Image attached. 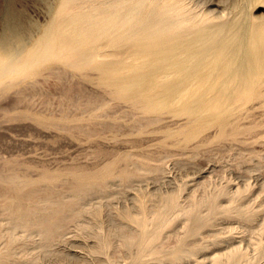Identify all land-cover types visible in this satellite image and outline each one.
<instances>
[{
	"label": "rangeland",
	"instance_id": "obj_1",
	"mask_svg": "<svg viewBox=\"0 0 264 264\" xmlns=\"http://www.w3.org/2000/svg\"><path fill=\"white\" fill-rule=\"evenodd\" d=\"M187 1L196 7L194 11L212 14L220 22L237 16V11L232 10L234 0ZM60 2L0 0V59L8 62L11 57H19L14 61L15 66L18 64V70L0 74V169L6 174L17 166L16 170L28 172L34 178L43 171L62 172L64 177L52 185L51 182L47 184V190H51L53 195H68L72 171L94 172L113 163L117 177L110 181L105 192L98 191L90 197L91 211L99 209L102 219L99 216V219L94 218L91 212L85 213L83 223L86 226L81 229L80 225L79 228L73 223L68 225L64 236L56 237L50 245L45 244L42 236L35 234L28 238L19 235L20 238L11 244L6 237L0 236V251L10 255L9 264H92L94 257L90 253L96 241L93 237L98 226L104 230L119 226L122 211L128 208L135 214L140 210V200L147 208L153 209L167 195L176 196L183 206L189 207L212 194L216 196L215 203L219 209L213 211L211 204H202L201 212L206 223L196 231L186 232L190 223L188 218L177 216L164 231L159 248L166 251L176 249L184 241L189 254L186 264H221L218 262L220 257L228 259L236 251L247 254L248 260H242L239 264H263L264 105L255 103L239 108L235 120V127L239 131L235 139L228 137L223 142L217 140L216 128H210L187 142L183 136L177 138L169 135L170 130L180 129L184 121L181 120L182 115L174 112H165L160 116L145 114L130 101L113 98L108 89L97 83L98 75L94 71L85 75L64 63L49 60L35 65L34 69L40 67L39 73L36 69L35 75L25 78L28 65L25 69L22 62L37 52L52 32L54 20L59 15ZM245 13L250 17L253 27L263 28L264 0L247 1ZM15 71L20 72L16 74ZM17 79L21 81L14 82ZM149 115L161 118L155 120ZM145 156H152V169L134 172V161ZM7 158H14L9 160L11 164L5 162ZM119 174H132L135 177L124 179ZM5 186V183L0 182V192ZM228 191L241 195L232 197L226 194ZM107 224L110 226L107 227ZM121 253L124 255L126 250ZM160 254L165 256L166 252ZM156 260L155 264L171 262L165 260L159 263Z\"/></svg>",
	"mask_w": 264,
	"mask_h": 264
},
{
	"label": "bare ground",
	"instance_id": "obj_2",
	"mask_svg": "<svg viewBox=\"0 0 264 264\" xmlns=\"http://www.w3.org/2000/svg\"><path fill=\"white\" fill-rule=\"evenodd\" d=\"M247 1L234 0L232 10L237 11V16L220 22L212 14L194 11L196 7L187 0H61L52 32L43 41L42 47L38 46L37 52L20 63L25 69L28 65L25 78L35 75V65L49 60L64 63L85 75L94 71L98 75L97 83L108 89L113 98L130 101L134 107L152 116H160L165 112L182 115L180 119L184 121L180 129L170 130L171 137L183 136L188 142L201 136L206 129L216 128L215 139L222 142L228 137L235 139L239 131L235 127L239 108L255 103L264 105V26L259 29L253 27L250 17L245 13ZM17 58L11 57L8 62L0 59V74L18 68L14 62ZM19 72L15 71L16 74ZM160 118L152 117L155 120ZM151 158H135L134 172L151 170ZM9 160L7 158L5 162L9 164ZM114 165L106 164L94 172L72 171L68 195H53L51 190H47V184L51 182L52 185L64 177L62 172L43 171L34 178L28 172L16 170L17 166L6 174L1 172V168L0 182L6 186L0 192V236L6 237L11 244L20 238L19 235L31 237L35 234L42 236L45 244L50 245L56 237H62L68 225L73 223L82 229L86 226L83 223L85 213L91 212L94 218L100 215L99 209L91 211L89 200L94 193L105 192L110 181L117 177ZM119 175L124 179L135 177L132 174ZM226 194L232 197L241 195L229 191ZM216 200L212 194L185 207L178 197L167 195L153 209L147 208L140 200L137 214L131 213L128 208L117 214L121 219L119 226L113 229L109 227L108 230L98 226L94 237L92 232L96 240L92 244V252L88 251L89 248L85 250L93 255L92 264H155V258L159 263L170 260L169 264H186L189 254L184 241L177 244L176 249L166 251L159 248L163 233L173 219L181 215L190 222L186 232L196 231L206 223L201 212L202 204H211V209L216 211ZM99 218L102 219L101 216ZM124 250L126 253L122 255ZM163 251L166 252L165 256L160 254ZM242 260H248L247 254L236 251L228 259L220 257L218 262L239 264ZM9 262L10 255L0 251V264Z\"/></svg>",
	"mask_w": 264,
	"mask_h": 264
}]
</instances>
